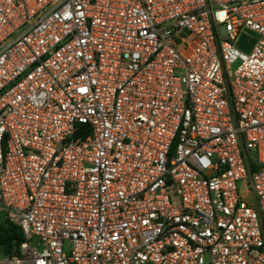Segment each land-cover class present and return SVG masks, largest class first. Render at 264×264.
<instances>
[{
	"label": "built area",
	"instance_id": "2783aa9c",
	"mask_svg": "<svg viewBox=\"0 0 264 264\" xmlns=\"http://www.w3.org/2000/svg\"><path fill=\"white\" fill-rule=\"evenodd\" d=\"M0 211V264H264V0H0Z\"/></svg>",
	"mask_w": 264,
	"mask_h": 264
},
{
	"label": "trees",
	"instance_id": "16d2710c",
	"mask_svg": "<svg viewBox=\"0 0 264 264\" xmlns=\"http://www.w3.org/2000/svg\"><path fill=\"white\" fill-rule=\"evenodd\" d=\"M23 239L21 228L3 217L0 221V247L7 251V254H18L19 244Z\"/></svg>",
	"mask_w": 264,
	"mask_h": 264
},
{
	"label": "water",
	"instance_id": "95a60500",
	"mask_svg": "<svg viewBox=\"0 0 264 264\" xmlns=\"http://www.w3.org/2000/svg\"><path fill=\"white\" fill-rule=\"evenodd\" d=\"M253 42H254V41H250V42L247 41L246 36H245V35H242L241 38H240V42H239V44H240V46H241L243 49L248 50V49L251 47V45L253 44Z\"/></svg>",
	"mask_w": 264,
	"mask_h": 264
},
{
	"label": "rangeland",
	"instance_id": "374dc122",
	"mask_svg": "<svg viewBox=\"0 0 264 264\" xmlns=\"http://www.w3.org/2000/svg\"><path fill=\"white\" fill-rule=\"evenodd\" d=\"M239 187L241 188V190L244 189V182L243 181L239 182ZM3 215H4V212L0 211V221L3 220ZM5 254H7V251H5L2 247H0V257H3Z\"/></svg>",
	"mask_w": 264,
	"mask_h": 264
}]
</instances>
